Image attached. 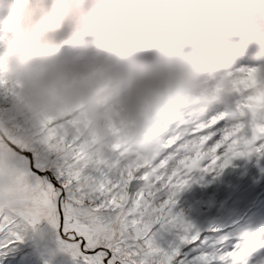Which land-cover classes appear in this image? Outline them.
Listing matches in <instances>:
<instances>
[{"label":"clouds","instance_id":"clouds-1","mask_svg":"<svg viewBox=\"0 0 264 264\" xmlns=\"http://www.w3.org/2000/svg\"><path fill=\"white\" fill-rule=\"evenodd\" d=\"M36 15L33 23L20 21ZM264 0H0V93L21 118L74 114L109 159L121 129L122 163L152 164L186 131L207 125L241 41ZM256 68L264 70V62ZM235 99L227 120L238 122ZM258 229H234L241 249Z\"/></svg>","mask_w":264,"mask_h":264},{"label":"snow or ice","instance_id":"snow-or-ice-1","mask_svg":"<svg viewBox=\"0 0 264 264\" xmlns=\"http://www.w3.org/2000/svg\"><path fill=\"white\" fill-rule=\"evenodd\" d=\"M223 90L240 120L217 134L221 112L147 166L121 162L119 127L110 126L120 156L109 159L76 115L21 118L0 93V264H264L239 247L235 222L197 226L173 212L188 172L219 175L234 158L264 154V70L242 69L214 93Z\"/></svg>","mask_w":264,"mask_h":264},{"label":"rangeland","instance_id":"rangeland-1","mask_svg":"<svg viewBox=\"0 0 264 264\" xmlns=\"http://www.w3.org/2000/svg\"><path fill=\"white\" fill-rule=\"evenodd\" d=\"M39 2L38 10L42 9L44 0ZM31 3V2H30ZM36 5V3H31ZM36 17H27L26 22L31 24ZM27 23H20L21 27H27ZM262 27H259L261 26ZM257 27V28H256ZM4 35V33H1ZM12 38V33L6 34ZM259 36V38L257 37ZM264 41V24H256L241 41L236 55L241 53H252L253 50L241 47L243 44ZM256 56V55H255ZM254 56V57H255ZM253 68V67H251ZM236 97L229 99L233 103ZM216 109L224 112V106ZM212 109L209 117H214ZM227 119L218 121L215 131L230 126ZM214 131V132H215ZM194 138L193 132L186 131L179 136L174 145L168 147L157 158L164 159L175 153L177 149L189 139ZM171 167V162L168 165ZM186 183L177 192L173 212H181L186 220L194 225L202 226L209 222L230 224L235 222L236 227L258 229L254 244L246 248L255 249L253 260L264 258V154L254 153L248 157L234 158L219 175L215 171L206 172L203 168H196L186 174Z\"/></svg>","mask_w":264,"mask_h":264},{"label":"bare ground","instance_id":"bare-ground-1","mask_svg":"<svg viewBox=\"0 0 264 264\" xmlns=\"http://www.w3.org/2000/svg\"><path fill=\"white\" fill-rule=\"evenodd\" d=\"M259 27H262V25L261 26H259ZM257 28V27H256ZM258 38H259V36H257ZM261 60H263V58L261 59ZM242 63V62H241ZM241 63H239L238 65H240Z\"/></svg>","mask_w":264,"mask_h":264},{"label":"trees","instance_id":"trees-1","mask_svg":"<svg viewBox=\"0 0 264 264\" xmlns=\"http://www.w3.org/2000/svg\"><path fill=\"white\" fill-rule=\"evenodd\" d=\"M47 1H51L52 2V0H47ZM23 20H25V19H22L21 21H23Z\"/></svg>","mask_w":264,"mask_h":264}]
</instances>
